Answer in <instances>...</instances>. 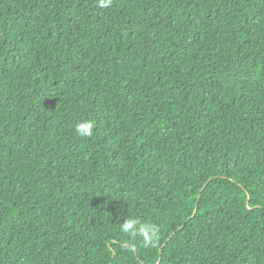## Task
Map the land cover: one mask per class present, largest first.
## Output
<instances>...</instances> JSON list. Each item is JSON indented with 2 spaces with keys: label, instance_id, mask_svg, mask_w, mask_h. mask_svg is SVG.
<instances>
[{
  "label": "trees",
  "instance_id": "16d2710c",
  "mask_svg": "<svg viewBox=\"0 0 264 264\" xmlns=\"http://www.w3.org/2000/svg\"><path fill=\"white\" fill-rule=\"evenodd\" d=\"M0 264H264V0H0Z\"/></svg>",
  "mask_w": 264,
  "mask_h": 264
},
{
  "label": "clouds",
  "instance_id": "9594fccd",
  "mask_svg": "<svg viewBox=\"0 0 264 264\" xmlns=\"http://www.w3.org/2000/svg\"><path fill=\"white\" fill-rule=\"evenodd\" d=\"M112 0H98L101 8L110 7ZM95 122L90 119H82L74 126L75 133L80 137H91ZM120 230L132 238L141 237L145 246L154 244L158 239V228L150 223L142 222L138 217H129L120 225Z\"/></svg>",
  "mask_w": 264,
  "mask_h": 264
}]
</instances>
